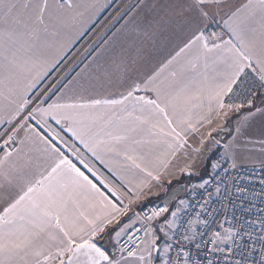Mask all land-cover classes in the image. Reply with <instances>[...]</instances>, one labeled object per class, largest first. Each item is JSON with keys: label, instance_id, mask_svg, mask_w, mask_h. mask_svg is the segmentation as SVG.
<instances>
[{"label": "snow or ice", "instance_id": "obj_1", "mask_svg": "<svg viewBox=\"0 0 264 264\" xmlns=\"http://www.w3.org/2000/svg\"><path fill=\"white\" fill-rule=\"evenodd\" d=\"M209 3L218 4L220 0H193L190 7L207 16L205 6ZM105 6L106 4H101L93 7L98 12ZM76 7L72 0L58 2L46 22L48 0L36 4L32 3V0H0V123L12 125L13 121H19L13 129V134L21 128H24L26 133L34 131L30 120L51 132L49 121H54L101 162H104L102 154L113 153L131 161L132 167L138 169L145 177L159 180L160 172L167 167L168 161L153 164L149 159L152 152L150 146L168 137H171L170 144L182 146L185 142L184 136L187 129L192 127V122L180 114L177 101L190 94L191 81L185 80V73L195 71L201 58L207 71L208 54L219 50L223 54L221 59L227 64L222 83L217 85L210 97L215 99L219 109L239 111L245 104L252 109L254 98L264 95V0H256L255 3L249 0L243 9L231 13L224 21L230 33L227 41L209 46L208 38L201 31L180 49L177 56L194 48L198 54L187 66L173 71L170 81L158 83L160 73L157 72L143 84L133 83L127 94L119 99H87L80 95L77 99L63 101L61 96H57L51 103H47V106H44L46 100H41L29 108L32 103L28 98L30 90L58 63V60L49 62L44 52L57 43L58 25L62 23L59 13L65 9L71 11ZM175 59L176 57H173L169 60L168 65ZM245 69H250L252 75L249 76ZM241 76L246 79L241 80ZM249 79L252 81L250 85L247 83ZM235 85L243 87L246 95L241 103H225L224 96L232 93ZM141 90L153 92L155 98L134 95ZM26 109L27 113L24 114ZM209 111H212L211 106ZM261 111L264 109H255V112ZM255 112H248L244 117L245 123L236 128L237 134L241 132V128L247 126L246 121L254 116ZM223 114L226 116L227 112ZM13 138L14 135L8 136L6 143ZM56 139L68 146L67 141H63L58 133L53 134V140ZM40 140L44 144L43 151L55 157V164L47 175L37 179L35 183H29L26 191L0 212V264H48L52 258V247L56 249L57 258L68 255L67 264H190L189 253L182 251L183 245L175 257L171 255L173 242H170V233H175L176 229L183 226L179 218L181 208L177 207L171 211L170 218L165 216L158 228L152 227L151 222L163 213H168L169 209L165 206L152 209L151 215L144 214V237L136 238L140 243L133 241L135 233L141 231L139 227H135L136 220L141 219L139 212L123 222L120 220V217L131 211L132 206L144 195V189L148 186L147 179L137 183L131 180L125 182L121 177V187L126 190L118 191L98 176L80 156L78 149L68 146L85 168L100 181L107 193L122 205L117 206V203L55 143L42 136ZM174 152L175 148L173 154ZM10 155L11 152H8L5 159ZM3 163L4 161H0V166ZM231 166H236L234 157ZM213 168H221L220 163H214ZM110 171L115 174V169L110 168ZM3 175L5 180L11 183L8 174ZM207 183L208 181L204 182ZM204 184L200 187H204ZM216 192H220L219 187ZM80 195H86L93 207L99 206L104 211L94 216L84 212L77 213ZM124 197H127L126 204ZM184 203L180 201V204ZM114 222L117 227L113 232H109V237L114 235L119 244L121 236L129 230H134L132 235L128 236V242L135 243V247L125 249L119 246L120 255L112 259L106 250L94 241ZM206 223L207 221L200 220L199 215L187 220L188 228L185 229L183 239H192L186 233L191 231L195 234L194 225ZM260 223L264 233V220ZM158 233H163L164 242H161L162 237ZM237 234L232 228L225 229L223 234L214 232L213 243L218 241L220 244H228ZM258 239L264 242V234ZM218 250L225 251L224 248ZM125 252L127 256H124ZM59 264H64V260L59 259ZM209 264L212 262L209 261ZM236 264L240 262L237 261Z\"/></svg>", "mask_w": 264, "mask_h": 264}, {"label": "crops", "instance_id": "obj_2", "mask_svg": "<svg viewBox=\"0 0 264 264\" xmlns=\"http://www.w3.org/2000/svg\"><path fill=\"white\" fill-rule=\"evenodd\" d=\"M122 1L72 0L77 7L71 11L65 9L59 13L62 17V23L58 25L57 43L45 49L44 52L49 62L58 60V63L30 90L28 98L31 101L37 93L49 85L54 75L70 59V55L75 53L80 45L90 38L93 31ZM41 2L42 0H32L34 4ZM58 2L63 3L64 0H48L49 9L45 12L46 22L49 13L54 11ZM255 2L256 0H253V3ZM192 3L193 0H134L131 7L104 38L105 40L66 77L58 87L59 90L54 92L55 95H52L44 106L55 100L57 96H61L63 101L77 99L80 95L87 99H119L122 95L127 94L133 83L143 84L148 77L157 72L160 73L158 83L172 80L171 73L181 66H187L198 54L197 49L194 48L177 56L180 49L201 31L208 38L209 46L227 41L230 38V33L225 27L224 21L228 19L231 13L243 9L249 0H220L218 4L209 3L205 6L207 16L201 15L198 9L190 7ZM101 4H106V6L98 12L95 11L93 6ZM222 56L223 54L219 50L209 53L207 71H205L204 60L201 58L195 71L185 73V80L191 81V91L189 95L182 96L177 101V105L180 114L191 120L192 127L187 129L184 136L185 142L182 146L170 144L171 137L162 139L159 143L150 146L152 152L149 159L153 164L158 165L160 161H168L167 167L160 172L159 180L145 177L138 169L132 167L131 161H126L122 156L117 157L113 153L102 154L104 162H101L54 121H49L51 126V132H49L40 128L34 120H30L29 123L34 131L26 133L25 129L21 128L16 132L15 137L18 145L11 151V155L7 156V159L5 157L8 151L0 150V161H4L3 165L0 166V212L19 195L23 194L29 183H35L37 179L47 175L51 167L54 166L55 157L43 151L44 144L40 140L41 136L55 143L77 167L84 171L102 191H105L117 203V206L122 205L115 201L110 193H107L100 181L85 168L71 147L68 146H74L78 149L80 156L96 171L98 176L110 186L116 187L118 191L126 190L121 187V177L125 182L131 180L138 183L144 179L148 180L144 195L132 206L131 211L120 217L122 222L134 216L144 205L151 203H164L169 207L170 212L177 207L181 210L184 208L191 194L181 184L184 180L185 168L180 167L176 173L174 171L178 169L180 161L187 157L186 153L188 152L185 148L191 146L195 148L198 146L196 144L198 141L205 143L213 141L216 144L212 154L208 155L207 165L211 164L210 160L214 159L217 153H222V147L225 149L227 146L234 150L237 155L239 154L240 158H243L241 161L251 163L238 166L263 165L264 143L261 141H264V111L255 112V109H264V97L258 99L252 109L240 113H227L226 116L223 114L226 112L225 108L219 109L215 99L210 98L217 85L222 83L223 72L227 70V64L221 59ZM173 57L176 59L168 65V61L172 60ZM165 65L168 66L165 67ZM134 95L155 98V94L150 91L141 90ZM226 97L227 95L224 96V101ZM128 106L131 110V102ZM210 106L212 111H209ZM249 111L255 112V115L248 118L247 126L241 128V132L237 134L236 128L245 123L244 117ZM128 119L131 118L128 117ZM18 123L19 121H13L12 125L6 122L0 123V134L9 126ZM48 133H58L63 141H67L68 146L60 139L53 140V137ZM173 148H175L174 154ZM184 161L186 160L184 159ZM149 166L151 167L152 164ZM110 168L115 169V174L110 171ZM3 173L8 174L11 183L5 180ZM210 173L211 169H208L207 176L201 180L199 187L209 177ZM78 199L77 213L84 212L89 216H94L104 211L99 206L93 207L86 195H80ZM180 201L185 203L180 204ZM124 203H127V197H124ZM165 216L170 218V213ZM165 216L155 222L156 228L160 226ZM140 222L141 219L136 220L135 225ZM116 227L115 222L108 225L105 232L98 235L94 241L98 246L105 249L112 259L120 255L116 238L114 235L109 237V232H113ZM125 235L121 236L119 241ZM158 235L162 237L161 242H164L163 233H158ZM51 255L52 258L48 264H59V259H63L64 264H66L67 254L57 258L56 249L52 247Z\"/></svg>", "mask_w": 264, "mask_h": 264}, {"label": "built area", "instance_id": "obj_3", "mask_svg": "<svg viewBox=\"0 0 264 264\" xmlns=\"http://www.w3.org/2000/svg\"><path fill=\"white\" fill-rule=\"evenodd\" d=\"M245 72L249 76L252 75L250 69ZM58 79L59 77L47 88L54 87ZM240 79L246 78L241 76ZM247 83L250 85L252 81L249 79ZM245 95L244 88L235 85L233 92L227 94L225 103H241ZM262 97L264 95H257L254 98V104ZM247 109L249 108L245 104L239 111L227 108L225 111L240 113ZM12 132L11 128L0 137V150L11 152L17 147L18 142L15 136L12 141L6 143L8 136L13 135ZM217 162L220 163L221 168L214 169L212 167L209 177L205 180L208 183L204 184V181L201 183L204 184V187L193 190L181 210L179 218L183 226L176 229L175 233L171 235L172 241L170 242H173L171 255L175 257L183 245L182 251L189 253L190 264H209V261L212 264H236L237 261L240 264H264V242L258 239L260 235L264 234L260 223L261 220H264V211H262L264 210V164L232 167V163L226 160L220 152L214 157V163ZM217 187L220 188L219 193L216 192ZM165 206L169 209L164 203H151L139 209L141 222L137 223L135 227H139L141 231L136 232L133 236L135 243H140L136 239L137 237H144L143 215H151L152 209ZM168 213H170V209ZM168 213H163L159 218L153 220L151 226L156 228L155 222ZM197 215L201 221H207V223L194 225L195 234L191 231L186 233L192 239L184 240L185 229L188 228L187 220ZM227 228H232L238 234L228 244H220L218 241L214 244L213 233L223 234ZM133 231H129L120 239L117 249L119 246H123L125 249H134L135 243L128 242V236L132 235ZM219 248H224L225 251L221 252L218 250ZM124 256H127V252L124 253Z\"/></svg>", "mask_w": 264, "mask_h": 264}, {"label": "rangeland", "instance_id": "obj_4", "mask_svg": "<svg viewBox=\"0 0 264 264\" xmlns=\"http://www.w3.org/2000/svg\"><path fill=\"white\" fill-rule=\"evenodd\" d=\"M134 0H123L117 7L102 21V23L96 28L91 34L90 38L84 41L78 50L70 55V59H68L64 65L59 69V71L54 75L53 79L49 83V85L56 80L58 77V81L52 86L50 89L45 88L40 93H37L33 99L32 103L29 105V108L33 107L35 104L39 103L41 100H48L49 97L53 95V93L58 89L61 83L66 79V77L76 68L78 67L87 57H89L105 40L104 38L110 32L112 27L122 18L128 8L131 7ZM27 110V109H26ZM27 112V111H26ZM13 126H9L3 133L0 134V137L3 136L9 130L14 129ZM47 131V130H46ZM17 132V131H16ZM15 132V134H16ZM13 133V132H12ZM15 134H13L15 136ZM51 137H53L52 133H48ZM198 146L193 148L186 147L185 150L187 157H184L182 161H180V165L178 169H175V173L181 168H185L183 173L184 180L181 182L183 186L186 187L188 192L192 193L193 190L199 188V184L201 180L207 176V170L211 169L212 164H214V159L210 160L211 164L207 165L209 160V156L212 154V150L216 148V144L213 141H209L207 143L203 141L196 142ZM190 150V151H189ZM6 151V150H5ZM7 152V151H6ZM221 152L225 158L233 162V157L235 158V165H249L250 162L241 161L243 158H240L236 152L227 146V148H221ZM209 155V156H208ZM188 165V166H187ZM187 166V167H186ZM208 166V167H207ZM178 175V173H177ZM176 175V176H177Z\"/></svg>", "mask_w": 264, "mask_h": 264}, {"label": "water", "instance_id": "obj_5", "mask_svg": "<svg viewBox=\"0 0 264 264\" xmlns=\"http://www.w3.org/2000/svg\"><path fill=\"white\" fill-rule=\"evenodd\" d=\"M67 261H68V258H67V260H66V264H67Z\"/></svg>", "mask_w": 264, "mask_h": 264}]
</instances>
